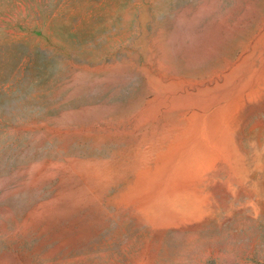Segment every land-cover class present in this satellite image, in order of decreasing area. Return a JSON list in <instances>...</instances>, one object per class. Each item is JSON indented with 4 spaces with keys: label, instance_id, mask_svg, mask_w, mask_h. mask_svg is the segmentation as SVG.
Returning a JSON list of instances; mask_svg holds the SVG:
<instances>
[{
    "label": "rangeland",
    "instance_id": "rangeland-1",
    "mask_svg": "<svg viewBox=\"0 0 264 264\" xmlns=\"http://www.w3.org/2000/svg\"><path fill=\"white\" fill-rule=\"evenodd\" d=\"M0 264H264V0H0Z\"/></svg>",
    "mask_w": 264,
    "mask_h": 264
}]
</instances>
